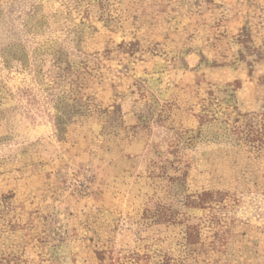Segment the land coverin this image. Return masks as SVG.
Returning <instances> with one entry per match:
<instances>
[{
	"label": "rangeland",
	"instance_id": "rangeland-1",
	"mask_svg": "<svg viewBox=\"0 0 264 264\" xmlns=\"http://www.w3.org/2000/svg\"><path fill=\"white\" fill-rule=\"evenodd\" d=\"M0 264H264V0H0Z\"/></svg>",
	"mask_w": 264,
	"mask_h": 264
}]
</instances>
